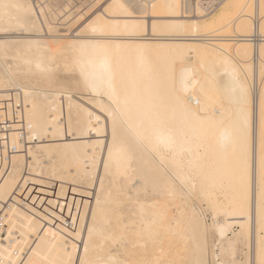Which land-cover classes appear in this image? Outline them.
Listing matches in <instances>:
<instances>
[{
    "label": "bare ground",
    "instance_id": "6f19581e",
    "mask_svg": "<svg viewBox=\"0 0 264 264\" xmlns=\"http://www.w3.org/2000/svg\"><path fill=\"white\" fill-rule=\"evenodd\" d=\"M18 96L0 264H264V0H0Z\"/></svg>",
    "mask_w": 264,
    "mask_h": 264
},
{
    "label": "built area",
    "instance_id": "2783aa9c",
    "mask_svg": "<svg viewBox=\"0 0 264 264\" xmlns=\"http://www.w3.org/2000/svg\"><path fill=\"white\" fill-rule=\"evenodd\" d=\"M2 101L0 100V184L10 173L12 158L18 152V148L9 143V135L12 131H16L21 142H25L27 128L23 124V116L25 114V103L18 96L11 100L10 109L12 116L3 114ZM14 125H17L14 128ZM10 202L0 200V240H5L8 229V213L7 207Z\"/></svg>",
    "mask_w": 264,
    "mask_h": 264
},
{
    "label": "snow or ice",
    "instance_id": "6c2138e0",
    "mask_svg": "<svg viewBox=\"0 0 264 264\" xmlns=\"http://www.w3.org/2000/svg\"><path fill=\"white\" fill-rule=\"evenodd\" d=\"M3 7L5 9H8L10 7H19V5H8V4H5L3 5ZM93 7H95V5H93ZM80 19H82L81 17H76L74 18V22L75 23H79ZM25 23H28V19L26 18L25 19ZM51 31V29H49ZM89 30L91 31H96V28L94 26H91L89 25ZM39 67V65L37 66ZM42 71H46V69H41ZM81 84H83L84 86H87V87H90L92 89H95L98 85H97V81L95 79H89V76H88V73L85 71L84 67L81 66ZM77 85L76 84H71L70 87H76ZM181 86L183 87V89L185 91H188L190 90V85L184 80V77H183V73L181 75ZM111 103L116 107V109L120 110L122 113L124 111H126V109H123L121 107L122 103H126V102H122L118 97H115V96H110L109 97ZM196 103H199V101L197 100ZM111 114V113H110ZM130 127H133L134 130L136 131V134L137 136L141 137L142 139H145V140H148L149 142H151V134H146L148 132V130L146 129H140V128H137L133 125H130ZM157 139L159 141V143H163L165 144L166 146L168 147H172L175 143L173 137L171 135H168V136H164L162 134H159L157 136ZM182 179H186V178H183L181 177Z\"/></svg>",
    "mask_w": 264,
    "mask_h": 264
},
{
    "label": "rangeland",
    "instance_id": "374dc122",
    "mask_svg": "<svg viewBox=\"0 0 264 264\" xmlns=\"http://www.w3.org/2000/svg\"><path fill=\"white\" fill-rule=\"evenodd\" d=\"M215 245H216V248H218L217 243H215ZM219 261L222 262L221 259H219ZM223 264H227V263H224V262H223Z\"/></svg>",
    "mask_w": 264,
    "mask_h": 264
}]
</instances>
